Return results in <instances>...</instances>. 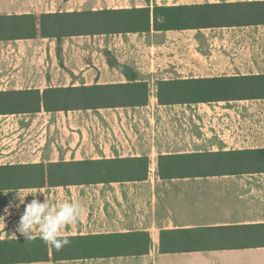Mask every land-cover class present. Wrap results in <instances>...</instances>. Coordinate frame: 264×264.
<instances>
[{
	"label": "crops",
	"instance_id": "0c3cea01",
	"mask_svg": "<svg viewBox=\"0 0 264 264\" xmlns=\"http://www.w3.org/2000/svg\"><path fill=\"white\" fill-rule=\"evenodd\" d=\"M236 1L245 0H0V15ZM197 31L64 37L61 65L54 39L36 35L0 41V48L12 50L24 42L28 54L43 50L52 72L37 74L29 67L0 73V91L126 82L106 62L105 50L131 66L149 89L142 106L52 112L41 107L36 112L0 114V166L148 158L143 180L0 189V239L23 238L15 228L24 205H15L31 192L40 200L80 204L79 218L61 229L62 237L146 231L147 250L71 259H53L49 250L44 260L0 264H264V171L169 179L157 173L159 155L264 147V98L158 103L159 79L264 74V24ZM197 35L208 43L203 52ZM162 231L183 239L202 233L213 241L181 243L162 251Z\"/></svg>",
	"mask_w": 264,
	"mask_h": 264
},
{
	"label": "trees",
	"instance_id": "16d2710c",
	"mask_svg": "<svg viewBox=\"0 0 264 264\" xmlns=\"http://www.w3.org/2000/svg\"><path fill=\"white\" fill-rule=\"evenodd\" d=\"M264 24V0L156 5L130 8H103L69 12L0 15V41L34 38L56 41V56L61 62V41L78 35L182 30ZM106 62L122 73L126 82L38 89L0 91V114L45 111L134 107L147 103L148 84L129 65L119 63L108 50ZM159 104L210 103L220 100L264 98V74L189 77L156 81ZM264 171V147L167 154L157 157V173L162 179ZM148 172L147 156L58 161L26 166H0V189L68 184L108 183L143 180ZM253 227H259L253 224ZM242 226H235L240 228ZM231 228V227H228ZM216 228H211L214 230ZM213 232V231H212ZM215 232V231H214ZM257 231L254 230V234ZM162 231L160 250L177 244L195 246L213 241L199 235H169ZM68 243L59 251L37 238L0 239V263L44 260L50 250L53 259L99 255L140 254L147 250L146 231L104 235L65 236ZM206 237V236H205Z\"/></svg>",
	"mask_w": 264,
	"mask_h": 264
},
{
	"label": "clouds",
	"instance_id": "9594fccd",
	"mask_svg": "<svg viewBox=\"0 0 264 264\" xmlns=\"http://www.w3.org/2000/svg\"><path fill=\"white\" fill-rule=\"evenodd\" d=\"M38 194V193H37ZM31 192L22 199L15 207L19 209L23 204V211L19 216L15 232L23 236L24 241L41 239L45 244L59 251L69 241L67 237L61 236V229L77 221L81 214V206L76 202L64 201L57 204L54 200L43 198L40 200ZM31 195L33 198L25 202V197ZM9 207H12L10 204ZM38 229V232L34 230Z\"/></svg>",
	"mask_w": 264,
	"mask_h": 264
},
{
	"label": "rangeland",
	"instance_id": "374dc122",
	"mask_svg": "<svg viewBox=\"0 0 264 264\" xmlns=\"http://www.w3.org/2000/svg\"><path fill=\"white\" fill-rule=\"evenodd\" d=\"M236 30H239V29L237 28ZM197 32L198 34L201 33V31H197ZM212 35H215V34H212ZM197 39H198L197 42L199 45L198 48L202 49V52H203L204 51L203 48L206 46L208 47V43L205 42L204 37L200 35H197ZM216 41H217L216 44H218L219 39ZM28 48L29 47H27V45H25L24 42H19L18 45H16V47L14 48V50H12V46H10L9 48H4V47L0 48V73H9L10 71L14 72L17 70L22 71V69L24 68L28 69L29 67H31V70L35 69L33 70V72H36L37 74H46V73L51 74L52 72H50L51 70L50 69V59H49L48 54L44 53L43 50L42 52H38L36 51V49L35 51L28 54L27 53ZM103 55H104V52H103ZM96 57H99V55L97 54ZM53 60H54V63H57L56 59H53ZM46 64H48L49 66ZM59 65H61L60 62H59ZM53 69L56 70V64H54ZM4 118H7V117L1 116L2 120ZM8 118H13V117H8Z\"/></svg>",
	"mask_w": 264,
	"mask_h": 264
}]
</instances>
